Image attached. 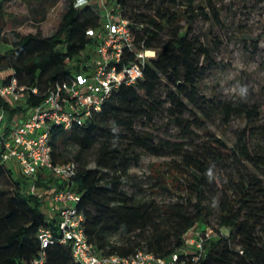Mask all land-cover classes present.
<instances>
[{"label": "trees", "instance_id": "1", "mask_svg": "<svg viewBox=\"0 0 264 264\" xmlns=\"http://www.w3.org/2000/svg\"><path fill=\"white\" fill-rule=\"evenodd\" d=\"M12 1L0 0V45H10L9 50L0 52V73L8 72L1 78L0 88L15 78L28 95L23 104L17 105L0 97L5 130L12 120L25 118L40 105L56 84L80 72V57L95 44L88 31L105 25L98 6L77 8L71 2L51 36L15 34L14 41L9 42L6 4ZM195 1L115 0L122 18L128 21L135 45L154 51L155 56L147 60L142 79L122 85L84 126L54 128L53 160L77 163L74 187L80 197L78 209L85 217L88 240L101 254L130 256L146 250L162 258L188 247L190 235L198 232V223L212 215L204 204L209 183L217 168L230 163L216 206L218 226L228 229L230 235L216 230L217 236L207 241L205 255L196 264H264V182L244 171L248 165L264 174V149L254 143L264 139V124H260L256 104L201 93V82L216 62L213 50L192 34L198 17L206 15ZM211 14L216 22L220 21L217 7L211 6ZM134 58L128 52L126 62ZM162 113L178 130L177 141H156L154 122ZM217 118L225 126L235 118L245 121L235 134L233 146L209 130L208 123ZM93 150L95 168L85 157ZM1 154L0 144V177L10 175L15 189L10 196L0 191V264H33L41 253H45L41 264H77L70 247L60 242L42 249L37 233L41 228L56 232L58 217L47 219L42 198L23 190ZM143 154L170 159L161 164L173 170L175 191L166 184L165 177L158 178L155 187L177 192L176 203L162 207L137 203L122 189L130 164L138 162ZM209 169L211 178L207 175ZM54 183L58 189L51 174L40 173L36 188L45 190L49 198L57 190L51 187ZM194 198L197 202L191 211L189 205ZM122 228H126L127 235L122 242H113L112 236ZM138 230L146 234L136 237L133 234Z\"/></svg>", "mask_w": 264, "mask_h": 264}, {"label": "built area", "instance_id": "2", "mask_svg": "<svg viewBox=\"0 0 264 264\" xmlns=\"http://www.w3.org/2000/svg\"><path fill=\"white\" fill-rule=\"evenodd\" d=\"M73 3L77 8L95 5L106 10L108 6L107 0H73ZM106 19L104 27L88 31L95 44L89 45L85 49L87 53L80 57L79 73H72L64 82L56 84L25 118L12 120L8 130H5V113L0 112L1 159L5 164L13 163L19 174L34 187H37L40 173L51 174L60 186L49 197V201L60 208L58 228L56 232L51 228L38 231L42 249L60 242L70 247L77 264H196L204 257L206 243L214 237L213 231L196 232L190 249L174 252L167 258L146 250H138L130 256L101 254L88 240L85 217L78 209L80 197L74 187L77 163L74 160L55 163L53 160L51 137L54 128L70 130L84 126L122 85H133L142 79L144 66L151 57L149 52L155 56L154 51L135 45L128 21L121 15L108 13ZM128 52L135 58L126 62ZM32 92L37 93V90ZM27 95V89L18 86L15 78L0 88V97L16 105L23 104ZM44 260L45 253H41V258L33 264H41Z\"/></svg>", "mask_w": 264, "mask_h": 264}, {"label": "rangeland", "instance_id": "3", "mask_svg": "<svg viewBox=\"0 0 264 264\" xmlns=\"http://www.w3.org/2000/svg\"><path fill=\"white\" fill-rule=\"evenodd\" d=\"M53 1L30 0V3L27 4L22 0H15L6 4L8 21L6 37L9 42L14 41L15 34L51 36L59 27L64 14L73 2V0H55V5H52ZM195 4L202 7L201 12L206 15L198 17L192 26V34L213 50L216 62V67L207 73L201 82V93L207 97L229 100L240 98L234 91L238 85L247 86L248 95L245 101L259 107L260 124H264V0H196ZM211 6L218 8L219 22H216L211 14ZM117 8L115 0L108 2L107 9L101 11L104 24H106L108 13L122 17ZM9 49L10 45H0V52H6ZM86 53L87 50H84L83 55ZM2 75L0 73V80ZM154 123L153 133L156 141L178 140V130L169 124L166 113L160 114ZM245 124L243 119L235 118L229 126H225L217 118L207 126L212 133L223 139L229 146H233L236 132ZM254 143L264 149V139H256ZM85 157L90 162V167L95 168L96 151L89 152ZM169 161V158H156L149 154L141 155L138 162L130 164L127 175L123 179L122 189L137 203L155 204L158 207L176 203L179 200V195L174 192V186H176L174 184L177 183L171 174L173 170L166 164H161ZM7 167L12 169L15 180L21 181L24 191L42 198V209L46 213L47 219L55 217L60 208L51 203L48 197H45L46 191L34 187L32 182L21 176L13 163H7ZM231 167L230 163H224L213 174L209 183L210 192L204 201L206 208L213 213L207 218V221L198 223V232L213 231L212 234L216 237V230H219L220 234L230 235L228 229L218 226L219 217L216 206L220 196V187L225 183ZM244 167L245 172L256 174L264 182L263 173L248 165ZM164 177L166 184H169L174 191L156 190V180ZM55 184L51 186L53 190L58 187ZM14 189V181L10 175L5 174L0 177V191L5 196L12 195ZM182 196L187 197L184 194ZM196 202L197 199L194 198L192 204L189 205L191 211L194 210ZM139 232L141 231L138 230L133 235L139 237V234H144ZM126 235V228H122L119 233L112 236V240L115 243H120ZM190 238L192 239L191 235ZM191 239L187 249L191 248L189 245Z\"/></svg>", "mask_w": 264, "mask_h": 264}, {"label": "clouds", "instance_id": "4", "mask_svg": "<svg viewBox=\"0 0 264 264\" xmlns=\"http://www.w3.org/2000/svg\"><path fill=\"white\" fill-rule=\"evenodd\" d=\"M234 91H236V94L241 98V99H245L248 95V88L247 86H240L238 85L236 87V89H234ZM207 175L209 176V178L212 177V172L211 169H209Z\"/></svg>", "mask_w": 264, "mask_h": 264}, {"label": "crops", "instance_id": "5", "mask_svg": "<svg viewBox=\"0 0 264 264\" xmlns=\"http://www.w3.org/2000/svg\"><path fill=\"white\" fill-rule=\"evenodd\" d=\"M3 75H2V78L3 77H5V76H7L8 75V72H1ZM26 117V116H25ZM21 118H19V120H20Z\"/></svg>", "mask_w": 264, "mask_h": 264}, {"label": "bare ground", "instance_id": "6", "mask_svg": "<svg viewBox=\"0 0 264 264\" xmlns=\"http://www.w3.org/2000/svg\"><path fill=\"white\" fill-rule=\"evenodd\" d=\"M148 56H153L152 52H149Z\"/></svg>", "mask_w": 264, "mask_h": 264}]
</instances>
